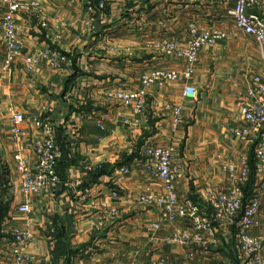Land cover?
I'll return each instance as SVG.
<instances>
[{
    "label": "crops",
    "instance_id": "obj_1",
    "mask_svg": "<svg viewBox=\"0 0 264 264\" xmlns=\"http://www.w3.org/2000/svg\"><path fill=\"white\" fill-rule=\"evenodd\" d=\"M36 1L41 13L29 10L15 17L22 54L49 51L55 56L45 57L33 70L25 67L22 56L7 67L6 48L0 47V264H14L11 241L16 228L30 236L32 264H155L160 257L178 263L189 259L188 264H235L229 245L237 221L227 226L231 232L220 237V247L196 250L165 242L175 228H192L190 219L177 217L149 230L160 221L161 210L138 201L142 194L164 191L160 178L145 169L149 146L172 151L173 164L179 167V200L201 205L207 189H231L226 165L243 157L250 161L254 155V143L237 139L234 131L244 125L241 95L255 75H264V48L236 28L229 12L234 2ZM6 11L0 0V40ZM191 24L227 34L199 54L190 82L198 91L196 98L184 96L185 80L152 86L142 115L109 97L117 89H141V76L154 69L183 70V59L164 56L155 44L172 39L185 44ZM175 104L183 108L178 125L171 118ZM18 114L24 116L20 124L15 122ZM35 118L53 123L61 152L60 183L38 194L24 190L14 158L21 151L35 162L34 145L43 139ZM100 166L104 170L94 179L90 172ZM257 179L255 175L249 184L252 194ZM86 189L88 196L81 200ZM114 190L117 198L112 197ZM24 203L30 213L19 210ZM260 204L261 226L252 234L264 238V190Z\"/></svg>",
    "mask_w": 264,
    "mask_h": 264
},
{
    "label": "built area",
    "instance_id": "obj_2",
    "mask_svg": "<svg viewBox=\"0 0 264 264\" xmlns=\"http://www.w3.org/2000/svg\"><path fill=\"white\" fill-rule=\"evenodd\" d=\"M7 4L2 25L4 35L0 40V47H5L7 67L17 57H23L27 69L33 70L45 57L55 54L49 51L23 56L21 40L18 35L15 17L23 11L34 10L42 12L37 1L22 2L16 0H4ZM198 3L202 0H190ZM217 3H231L234 6L230 14L234 19L237 29L252 36L258 44L264 48V0H208ZM105 1L100 5L105 6ZM259 8V12H252V8ZM227 34L221 30H200L196 24L189 27V37L183 44L177 40H165L155 44L156 49L164 56L176 57L186 62L183 70L154 69L141 76L142 88L139 90L117 89L109 93V97L119 100L125 106L133 108L136 114L142 115L147 105L148 90L152 86L159 88L185 80L187 82L184 96L196 98L197 89L190 82L192 80L198 57L203 47H213L219 41L225 39ZM64 60L63 57H61ZM240 116L244 125L234 131V136L243 141L254 143V170L257 179V189L251 198L246 200L243 186L249 180L251 167L247 157H243L238 163L225 166L232 182L228 191L209 188L205 193L206 208L203 205L187 199L181 202L176 192V182L179 167L173 164L172 151L165 147H147L145 155L147 161L145 169L152 175L158 176L163 183L164 191L161 194L146 193L140 195L138 201L145 207L160 208V221L152 223L149 230H159L166 223H173L177 217L188 218L192 221V228L174 229L165 237L167 244H175L184 247L203 246L213 244L217 240V234L221 229L238 222V231L235 236L240 262L242 264H264V238L253 235L252 231L261 226L259 212L261 208V196L264 190V75H255L252 86L240 97L238 103ZM171 118L175 125L183 121V108L180 105H172ZM159 109L156 110V113ZM24 120L22 114L15 116V122L20 124ZM34 122L43 131V139L34 145L35 162H29L17 151L14 158L17 169L22 175L23 188L27 193H42L53 190L59 183L57 172L61 152L56 144L55 128L51 121L34 119ZM131 121L126 120V124ZM16 132H20L18 127ZM123 168V172H128ZM88 189L80 194V199L85 200ZM113 198L118 197L114 190ZM21 212L30 213L28 203L19 206ZM111 214H116L117 209L112 208ZM208 212V213H207ZM238 219V220H237ZM29 234L24 229L16 228L13 231L11 241L14 264H32L33 258L27 252ZM130 264H138L132 262ZM155 264H188L178 263L165 257H160Z\"/></svg>",
    "mask_w": 264,
    "mask_h": 264
},
{
    "label": "rangeland",
    "instance_id": "obj_3",
    "mask_svg": "<svg viewBox=\"0 0 264 264\" xmlns=\"http://www.w3.org/2000/svg\"><path fill=\"white\" fill-rule=\"evenodd\" d=\"M34 1H36V0H34ZM23 2V1H22ZM38 2V1H37ZM106 3V2H105ZM107 5L105 4V6L104 7H106ZM40 9H42V6H41V4H40ZM244 40H245V42L247 43V44H250V41L248 40V39H246V38H244ZM88 192H89V190H88ZM206 193V192H205ZM206 202V201H205ZM203 207L204 208H206V203H205V205L203 204ZM208 213V212H207ZM179 228V227H178ZM176 229V228H175ZM223 230V231H222ZM231 232V230H230V228H224V229H221V231H219L218 232V234H217V240H216V242L215 243H213V244H207L206 245V247H203V246H194L195 247V249L196 250H198L199 248H204V250L205 251H210V249H211V247L210 246H212V247H214V249H217L218 247H220L221 245H222V242H220V237H222V235H224V234H227V233H230ZM237 233V232H236ZM228 238H230L229 237V235H228ZM180 246V245H179ZM230 246V250H232L233 252H234V255H238L239 256V252H238V249H237V243H236V241H235V239H234V243H232V244H230L229 245ZM208 248H209V250H208ZM220 257H222L221 255H219ZM197 259V258H196ZM229 260V259H228ZM186 261H189V259L188 260H185V263H186ZM206 262H208V263H210V264H213V262L215 263V264H221V262H223V261H220V260H217V261H206ZM189 264H191V263H189ZM226 264H228V263H226ZM232 264V263H231ZM242 264V263H241Z\"/></svg>",
    "mask_w": 264,
    "mask_h": 264
},
{
    "label": "trees",
    "instance_id": "obj_4",
    "mask_svg": "<svg viewBox=\"0 0 264 264\" xmlns=\"http://www.w3.org/2000/svg\"><path fill=\"white\" fill-rule=\"evenodd\" d=\"M249 163H250V167H251V173H250V177H249V180H248L249 183L248 184L246 183L243 186L244 193H245V196H246V200L249 199V198H251V196H252L251 185H249V184H251V182L254 180V177H255V170H254L255 160H254V155L251 157ZM103 170H104L103 167L100 166V167L96 168V170L90 172V175H92V177L94 179H96L100 174H102V171Z\"/></svg>",
    "mask_w": 264,
    "mask_h": 264
},
{
    "label": "water",
    "instance_id": "obj_5",
    "mask_svg": "<svg viewBox=\"0 0 264 264\" xmlns=\"http://www.w3.org/2000/svg\"><path fill=\"white\" fill-rule=\"evenodd\" d=\"M233 260H234L235 264H241V262H240V258H239L238 255H234V256H233Z\"/></svg>",
    "mask_w": 264,
    "mask_h": 264
}]
</instances>
